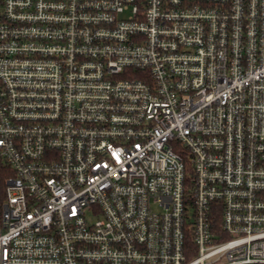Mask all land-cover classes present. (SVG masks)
<instances>
[{
    "label": "built area",
    "instance_id": "obj_1",
    "mask_svg": "<svg viewBox=\"0 0 264 264\" xmlns=\"http://www.w3.org/2000/svg\"><path fill=\"white\" fill-rule=\"evenodd\" d=\"M0 264H264V0H0Z\"/></svg>",
    "mask_w": 264,
    "mask_h": 264
},
{
    "label": "trees",
    "instance_id": "obj_2",
    "mask_svg": "<svg viewBox=\"0 0 264 264\" xmlns=\"http://www.w3.org/2000/svg\"><path fill=\"white\" fill-rule=\"evenodd\" d=\"M193 171L190 165L187 166L186 169V180H185V186H186V191L191 193L192 192V187H193ZM219 224V223H217ZM218 228V225H217Z\"/></svg>",
    "mask_w": 264,
    "mask_h": 264
}]
</instances>
